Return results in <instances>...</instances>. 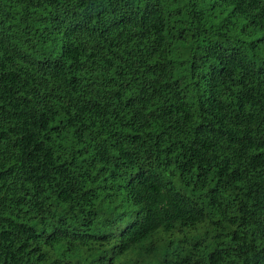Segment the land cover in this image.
Segmentation results:
<instances>
[{
  "label": "trees",
  "instance_id": "obj_1",
  "mask_svg": "<svg viewBox=\"0 0 264 264\" xmlns=\"http://www.w3.org/2000/svg\"><path fill=\"white\" fill-rule=\"evenodd\" d=\"M0 264H264V0H0Z\"/></svg>",
  "mask_w": 264,
  "mask_h": 264
}]
</instances>
